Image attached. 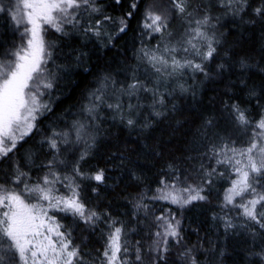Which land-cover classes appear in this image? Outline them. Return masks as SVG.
Instances as JSON below:
<instances>
[{
	"label": "trees",
	"instance_id": "obj_1",
	"mask_svg": "<svg viewBox=\"0 0 264 264\" xmlns=\"http://www.w3.org/2000/svg\"><path fill=\"white\" fill-rule=\"evenodd\" d=\"M179 2L90 0L62 31L48 33L50 104L1 157L0 183L72 181L86 214H97L86 221L55 212L79 250L74 264H106L115 228L119 264H264V201L256 220L225 205L235 174L218 161L223 148L248 144L264 119V0H182L183 12ZM149 12L162 16L160 33L144 27ZM195 18L214 27L210 58L164 43L169 36L182 45ZM17 38L11 18L0 13V57ZM153 49L179 66L157 67ZM100 170L102 182L92 178ZM164 181L193 185L205 199L175 204L153 197ZM251 183L254 194L264 195V173L252 174ZM168 220L178 221L177 236H164Z\"/></svg>",
	"mask_w": 264,
	"mask_h": 264
},
{
	"label": "snow or ice",
	"instance_id": "obj_2",
	"mask_svg": "<svg viewBox=\"0 0 264 264\" xmlns=\"http://www.w3.org/2000/svg\"><path fill=\"white\" fill-rule=\"evenodd\" d=\"M119 3V0H116ZM90 0H18L16 4L17 12L13 13V19L17 25L26 23L29 27L25 28V34L28 39L25 45L17 49L12 55L14 60L7 63L0 61V157H5L17 147L19 141L23 140L31 130L35 127L38 109L46 107L38 103L37 94L33 89L37 87L40 76L44 73V67L47 63L46 56L50 55L46 51V42L44 39V25L51 26L57 31H62L63 23H71L73 11L79 9L81 5H89ZM179 11L183 12V2L175 5ZM133 8L136 4L132 5ZM92 11H99L92 8ZM262 10L256 9L259 14ZM131 16V13H128ZM146 19L150 23H145L144 27L152 29L154 32H160V23L162 16L152 12L147 13ZM119 30L123 32L126 22L122 19ZM198 36L203 34L197 32ZM215 49L209 47L205 59L210 58ZM153 59H156L153 57ZM178 65V62H173ZM179 66V65H178ZM195 69L202 70L200 64L194 65ZM50 88L51 84H45ZM131 87L135 88L136 85ZM241 123H247L243 112H239L238 116ZM132 123L131 120L128 121ZM257 127L264 130V119H261ZM264 138V131L259 133ZM52 147H56L55 142ZM254 150H258L261 159L259 162L253 156ZM234 154L236 150H232ZM238 155L242 158L246 157V163L243 159H237L235 164V172L238 179L233 181L232 187L227 191L225 200L231 203L236 196H241L246 192L255 189L252 187V174L264 173V146L253 142L248 148L240 150ZM20 175H23L21 173ZM98 182L104 180V172L100 170L93 177ZM17 176L16 180L19 181ZM44 184H49L47 177ZM165 188L158 189L161 195L157 198L171 200L172 203L188 204L194 200H202L199 191L195 189H184L185 192L195 191V195H190L188 199H183L178 192L168 191ZM24 191L29 194L39 193L40 198L49 201V207L61 208L62 211H71L79 215L86 221H91L96 217L95 212H87L86 206L80 201L79 195L73 190L69 197H56L52 195V189H45L40 185L33 188L25 187ZM264 201V195L258 199L248 201V204L241 205L244 208V214L252 220L257 219L255 211L256 205ZM61 205L63 207H61ZM0 237L6 238L10 242L5 252H13L18 256L20 264H74L79 258V250L77 247L71 246V240L64 233L59 232L58 228L46 227L44 217L46 211L38 205L26 203L22 193L16 191H7L0 186ZM264 215V213H261ZM158 219H164L160 217ZM166 234L177 236L176 227L165 221ZM264 227V225H262ZM47 232V234H45ZM52 234L59 239L53 240ZM159 235V233L157 234ZM2 250V246H0ZM126 251V249H124ZM121 252V228H115V231L109 236V243L104 252L107 257L108 264H119V253ZM139 259V257H137ZM5 257L0 254V264H4Z\"/></svg>",
	"mask_w": 264,
	"mask_h": 264
},
{
	"label": "rangeland",
	"instance_id": "obj_3",
	"mask_svg": "<svg viewBox=\"0 0 264 264\" xmlns=\"http://www.w3.org/2000/svg\"><path fill=\"white\" fill-rule=\"evenodd\" d=\"M17 2H18V0H0V13H6L9 16V18H11V22L13 23L14 28L16 29L17 37H18L14 46L12 48H10L5 53V55L0 57V61L5 62V63H7L10 60H14V56L12 55V53H14L21 46L25 45L27 42V39H28V35L25 34V28L29 27V26L26 23H22L20 25H17L13 19V13L18 11L16 8ZM75 11L76 10L73 11V15H74ZM150 22H151L150 20H147V19L145 20V23H150ZM211 26H212V24H210L209 20L205 19V18H195L193 20L188 19V25L185 26V29L183 31V33L185 32L183 35V39H184L183 44L179 45L177 42L178 38L176 39V41H174L175 39H171L169 36L167 37V40L164 43H166L165 45H170L172 50H177L179 47H183L184 50L192 49L196 52H200L201 50H204L207 53L209 50V47H211V45H212V41L214 40V36H215L214 27H211ZM43 27H44L43 35H44V39L46 42V51L48 53H50V41L48 39V33L50 30L55 29V28H52L51 26H48V25H44ZM160 27L162 30L161 24H160ZM147 29L150 31V33H160L161 32V31L160 32H154V31H152V29H149V28H147ZM197 32H200L203 35L198 36ZM169 35H171V33ZM168 49H169V47H168ZM162 52L163 51H160V50L158 52V49L157 50L153 49L152 51H150V58L152 59V62L154 65H157V67H159V68H166L168 66H172V65L176 64V63H173L174 61L176 62L175 57H172L170 60H169V58L166 59L163 56ZM186 55H187V53H183L182 57L187 59ZM49 57H50V55L46 56L47 63H48ZM153 57H155L156 59H153ZM47 63L45 65H43L44 73L40 76V81L37 83V87L35 89H33V91H35L37 94L38 103L40 105H46V107H41L38 109L37 118L47 110V108L49 107V104H50L49 101L46 99V94L50 88L44 86L45 84H49V83L51 84L52 83L50 74L47 70ZM37 118H36V120H37ZM36 120H35V122H36ZM258 122H257V124H258ZM262 131H264V130H261L257 127L254 129L252 140L248 144H245L242 146L226 147V148H223L221 150V152H219L218 161L219 162L225 161L227 164L229 163L230 170L235 174L233 181L238 179V174L235 172V167H237V165L235 164V161L237 159H243L244 162L246 163V157L245 158L240 157L238 155L239 151L248 148L253 142L258 143V145L264 146V138H261L259 135V133H261ZM252 132H253V128L251 130V133ZM233 149L236 150L235 154L232 151ZM253 156L255 157L257 162H259V160L261 159V155H260L258 150H254ZM0 159H1V157H0ZM94 175L95 174H93L92 177ZM45 177H47V179L49 181V184H47V185L44 184ZM233 181L223 192L224 204L228 205V206L240 207L242 209V211L244 212V208L241 207V205H246V204H248V201H250L252 199H258L259 196H261V195H256L252 191H249V192L244 193L241 196L234 197L233 201L231 203H228L225 200V195H226L227 191L232 187ZM61 183L59 181H55V179L51 176H49V177L44 176V177H42V179L40 181H36V183H33V184L19 183L18 185H7V184H1L0 183V186H2L3 189L7 190V191H16V192L22 193L24 198H25L26 203L38 205L40 208L45 210L46 216L44 217V220H45L46 227L50 226L52 228H56V226L59 225L58 231L62 232L61 223L57 220V217L55 215L56 211H62L61 208L49 207V204L55 203V201L54 200L49 201V200L41 199L40 198L41 194H39V193L29 194L26 191H24L26 186H27V188H33L36 185H40L41 187H43L45 189L51 188L52 189V195L56 196V197H69L72 195L73 190L77 192L76 187L72 183L71 180H67V181L61 180ZM165 185L168 186L167 187L168 191L178 192V194L183 199H188L190 195L196 194L195 191L185 192V191H183L184 189L188 188V189H195V190L199 191L193 185H189V186L184 187V186L178 185L176 182H171V181H164L162 186L159 189L165 188ZM160 195H161V193L158 192V190H157L156 192H154L153 197L157 198ZM162 200H164V199H162ZM167 201L171 202V200H167ZM179 204H183V203H179ZM61 207H63V206L61 205ZM0 211H2V209H0ZM62 212L74 214L71 211H62ZM75 215H77V214H75ZM168 222L172 223L177 228L178 221L168 220ZM45 234H47V232H45ZM163 234H164V236H169L166 234L165 222H164ZM52 239L55 241V240H58L59 238L57 236H55V234H52ZM9 244H10V242L7 241L6 238L2 237V243H0V246H2V250H0V254L4 255V257H5L4 263L20 264V261H19V258L17 255H15L13 252L3 251V250L8 249ZM107 246H108V244H107ZM107 246H106V248H107ZM120 259L121 258H120V253H119V262H120ZM105 260H106V264H108L107 257H105Z\"/></svg>",
	"mask_w": 264,
	"mask_h": 264
}]
</instances>
